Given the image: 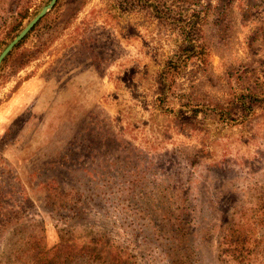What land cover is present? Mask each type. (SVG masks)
Wrapping results in <instances>:
<instances>
[{"label": "rangeland", "instance_id": "374dc122", "mask_svg": "<svg viewBox=\"0 0 264 264\" xmlns=\"http://www.w3.org/2000/svg\"><path fill=\"white\" fill-rule=\"evenodd\" d=\"M0 219V264H264V0H57L0 65Z\"/></svg>", "mask_w": 264, "mask_h": 264}, {"label": "water", "instance_id": "95a60500", "mask_svg": "<svg viewBox=\"0 0 264 264\" xmlns=\"http://www.w3.org/2000/svg\"><path fill=\"white\" fill-rule=\"evenodd\" d=\"M57 0H50L48 5L43 7L40 12L22 29V31L3 49L0 53V65L15 46L24 39V37L33 29V27L42 19L50 10L53 9Z\"/></svg>", "mask_w": 264, "mask_h": 264}, {"label": "trees", "instance_id": "16d2710c", "mask_svg": "<svg viewBox=\"0 0 264 264\" xmlns=\"http://www.w3.org/2000/svg\"><path fill=\"white\" fill-rule=\"evenodd\" d=\"M7 223H9V220L0 219V227H6Z\"/></svg>", "mask_w": 264, "mask_h": 264}]
</instances>
